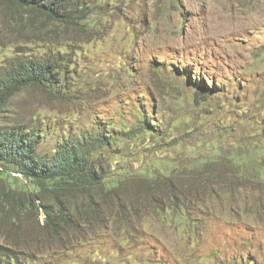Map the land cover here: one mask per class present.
I'll use <instances>...</instances> for the list:
<instances>
[{
	"label": "rangeland",
	"instance_id": "1",
	"mask_svg": "<svg viewBox=\"0 0 264 264\" xmlns=\"http://www.w3.org/2000/svg\"><path fill=\"white\" fill-rule=\"evenodd\" d=\"M92 1L90 26L44 36L0 0V71L16 57L71 61L65 83L22 89L0 121L47 128V150L93 122L122 133L154 116L158 133L126 136L113 157L131 170L119 191L131 208L99 199L92 220L86 199L65 194L73 226L8 213L0 245L27 264H264V0Z\"/></svg>",
	"mask_w": 264,
	"mask_h": 264
},
{
	"label": "trees",
	"instance_id": "2",
	"mask_svg": "<svg viewBox=\"0 0 264 264\" xmlns=\"http://www.w3.org/2000/svg\"><path fill=\"white\" fill-rule=\"evenodd\" d=\"M4 2L18 10L19 23L24 27L26 24L39 26L44 36L51 35L46 28L57 35L70 30L82 31L90 26L92 21V0ZM60 55L59 52H52L41 59L34 56L16 57L0 71V120L6 116L13 96L22 89L34 86L56 87L61 82V74L65 83L68 63L71 61L67 59L65 61L68 63L64 64ZM211 84L214 85L213 80ZM206 88L208 85L201 79L196 97L205 99L209 93ZM155 126L158 127L159 122L151 115L147 118L143 115L137 128H133L131 132L122 130L121 133L120 129L115 131L111 127H103L93 122L91 128L68 131L66 136L45 150L43 144L48 138L47 128L33 123L3 125V121H0V166L4 167L1 172L4 174V183L0 184V228L9 216L8 213H11V218L14 219L25 212H28V216L34 215L36 210L38 213L41 210L44 226L54 233H59L62 225L73 226L74 219L63 205L65 194L86 199L89 213L99 205V199L110 197L122 215L126 207L131 208V204L119 191L124 176L131 170L117 165L119 161L124 160H116L113 157L118 155L116 152L126 140V136L135 138L138 131L154 136V133H158L152 129ZM132 165L134 166V163ZM9 171L20 174L29 183L13 186ZM130 175L131 173L127 176ZM163 184L165 182L161 181L158 185ZM154 185L144 182L143 188L145 192H150ZM97 187H100V190L103 187L109 188L110 192L102 198ZM34 190L38 195H35ZM45 192H48L51 203L44 201ZM37 200H41V203L36 202ZM88 216L92 220L96 218V214L90 213ZM97 220L100 221L99 216ZM12 225L10 230H4L7 238H14L15 233H18V222L14 220ZM5 244H8L6 240L4 245H0V264L29 263L25 259L27 255L18 251V247Z\"/></svg>",
	"mask_w": 264,
	"mask_h": 264
}]
</instances>
